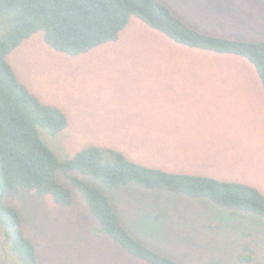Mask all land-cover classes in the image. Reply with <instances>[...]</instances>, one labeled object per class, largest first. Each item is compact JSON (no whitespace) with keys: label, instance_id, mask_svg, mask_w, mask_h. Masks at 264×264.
<instances>
[{"label":"rangeland","instance_id":"obj_1","mask_svg":"<svg viewBox=\"0 0 264 264\" xmlns=\"http://www.w3.org/2000/svg\"><path fill=\"white\" fill-rule=\"evenodd\" d=\"M160 1L202 32L229 31L227 26L237 22L251 26L256 34L212 35L264 40V0ZM10 18L0 17V36L11 28ZM7 61L34 95L66 114L63 131L52 135L39 128L60 160L84 147L100 146L147 166L239 181L264 194V90L256 69L242 57L178 44L132 17L115 41L86 53L58 51L39 31L15 48ZM185 75L217 76L230 84L195 83L203 90L183 95L189 101L169 102L165 89ZM165 76L170 79L160 81ZM213 86L226 89L217 92ZM176 133L193 142L205 138L211 148L197 156L171 155L179 150L167 151L165 144ZM71 174L108 194L138 240L182 264H244L238 259L244 243L253 248L254 264H264L262 216L232 214L206 199L165 190L134 185L110 190L91 176ZM57 178L72 191L68 206L33 191L6 196L7 204L21 213L39 264H152L110 236L96 235V220L79 189L65 175Z\"/></svg>","mask_w":264,"mask_h":264},{"label":"trees","instance_id":"obj_2","mask_svg":"<svg viewBox=\"0 0 264 264\" xmlns=\"http://www.w3.org/2000/svg\"><path fill=\"white\" fill-rule=\"evenodd\" d=\"M4 15L11 16L12 25L0 36V211L12 227L21 225L22 216L5 203L4 195L33 191L68 206L73 194L58 180L57 175L63 174L85 199L96 220V235L110 236L127 252L152 264H182L138 240L124 225L109 195L72 175L73 171L95 178L110 190L132 185L165 190L206 199L232 214L264 218V194L243 182L170 172L100 146L84 147L71 158L60 160L41 138L39 128L52 135L63 131L68 125L66 114L34 95L7 61L8 55L36 32L43 31L45 41L54 49L78 55L115 41L131 18L137 17L178 44L242 57L254 66L264 90V40L202 32L160 0H0V17ZM17 245L25 264H38L35 246L23 231ZM238 259L254 264L250 244H243Z\"/></svg>","mask_w":264,"mask_h":264},{"label":"crops","instance_id":"obj_3","mask_svg":"<svg viewBox=\"0 0 264 264\" xmlns=\"http://www.w3.org/2000/svg\"><path fill=\"white\" fill-rule=\"evenodd\" d=\"M230 30L229 31H219V32H214L211 34H234V35H238V34H245V35H254L256 33H254L252 30H250L251 26H246L243 24H239V23H232L229 24L227 26ZM166 77H161L159 78L160 81H162L161 79H166ZM172 77V76H171ZM168 79H170L168 77ZM176 79V78H173ZM178 79H180L179 81H177V83L175 84L174 87H170V89H165V95L167 97V99L169 100V102L174 103V104H183L186 103L187 101H189L187 98H185L183 95L188 94V93H194L196 91L201 92L203 90L202 86H198L195 85V83H203V82H212V83H228L230 84L229 80H223L224 78H220L217 76H180L178 77ZM172 83V82H171ZM227 88L231 89L233 86H228L226 85ZM160 88V87H159ZM226 89L225 87H221V86H213V90L217 91V92H221L222 90ZM150 129V131H177V129H169V130H163V129H156V128H148ZM144 130V129H143ZM148 131V130H145ZM181 135L179 136L176 133V137H174V135L172 134V136L170 138H168V142L165 144V148L168 149H178L179 150V154H171V155H180L182 157L184 156H190V155H202L205 153V150L210 149L211 147L207 146L206 142L207 140L204 138L203 141L200 142H193V141H189V140H185L184 138L181 139ZM202 144V145H200Z\"/></svg>","mask_w":264,"mask_h":264},{"label":"flooded vegetation","instance_id":"obj_4","mask_svg":"<svg viewBox=\"0 0 264 264\" xmlns=\"http://www.w3.org/2000/svg\"><path fill=\"white\" fill-rule=\"evenodd\" d=\"M6 196L7 194L4 195V201L7 204ZM5 219H7V217L0 211V228L2 229V236H0V264H25L22 257L20 256L17 245L18 234L20 231H23V236L27 237L22 227L23 218L21 225H15V227H12ZM2 223L7 224L9 229L3 226Z\"/></svg>","mask_w":264,"mask_h":264},{"label":"water","instance_id":"obj_5","mask_svg":"<svg viewBox=\"0 0 264 264\" xmlns=\"http://www.w3.org/2000/svg\"><path fill=\"white\" fill-rule=\"evenodd\" d=\"M2 225L9 229V226L7 224L2 223Z\"/></svg>","mask_w":264,"mask_h":264}]
</instances>
